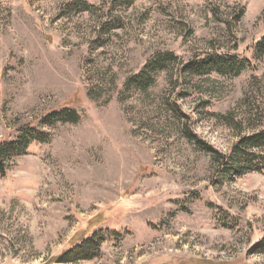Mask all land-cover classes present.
Returning <instances> with one entry per match:
<instances>
[{
	"label": "rangeland",
	"instance_id": "obj_1",
	"mask_svg": "<svg viewBox=\"0 0 264 264\" xmlns=\"http://www.w3.org/2000/svg\"><path fill=\"white\" fill-rule=\"evenodd\" d=\"M72 1L0 0V143L63 108L81 116L40 124L49 141L0 174V264H264L250 253L264 172L223 177L181 131L228 154L264 130V0H84L81 13L64 10ZM160 52L178 58L172 70L126 92ZM208 56L241 74L184 78ZM95 233L96 257L66 260Z\"/></svg>",
	"mask_w": 264,
	"mask_h": 264
},
{
	"label": "trees",
	"instance_id": "obj_2",
	"mask_svg": "<svg viewBox=\"0 0 264 264\" xmlns=\"http://www.w3.org/2000/svg\"><path fill=\"white\" fill-rule=\"evenodd\" d=\"M123 1V6L127 7L135 3V0ZM91 9L92 6L84 0H74L64 5V10L72 13L91 11ZM254 53L257 58H264V37L255 45ZM177 61L178 58L171 52L158 53L147 61L138 74L128 79L124 85L126 92L135 89L141 93H148L156 86L157 77L164 72H170ZM240 63L221 56H208L185 64L181 73L184 78L187 76L204 77L212 73L222 76H239L243 69ZM93 100L98 102L99 98L94 96ZM169 111L178 122H181L182 118L189 120L180 107L174 104L170 106ZM218 117L223 119L222 116ZM80 119L81 116L77 110L63 108L53 112V114L41 117L38 124L33 122L23 124L13 140L0 143V174L6 176L11 168V163L18 157L25 155L33 143H47L49 141V133L42 130L40 124L54 127L58 123L76 124L80 122ZM181 131L184 138L210 156L212 166H215L223 177L240 176L245 171L264 172V130L240 136L228 154L221 153L202 140L187 123L183 124ZM104 240L103 234L95 233L93 237L85 240L71 252L66 253L65 258L70 262L92 259L100 251V246ZM250 253L264 255V237L251 247Z\"/></svg>",
	"mask_w": 264,
	"mask_h": 264
}]
</instances>
